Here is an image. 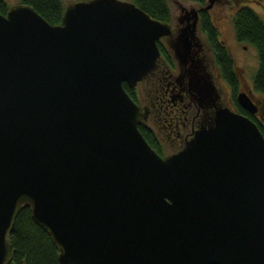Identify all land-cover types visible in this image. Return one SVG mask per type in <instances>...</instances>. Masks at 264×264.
<instances>
[{"label": "water", "instance_id": "obj_1", "mask_svg": "<svg viewBox=\"0 0 264 264\" xmlns=\"http://www.w3.org/2000/svg\"><path fill=\"white\" fill-rule=\"evenodd\" d=\"M191 24L169 44L180 61ZM166 23L124 0L66 4L49 25L30 6L0 14V264L22 207L56 264H264V139L221 109L161 159L123 85L154 66ZM188 33V36L184 35ZM208 81L195 92L212 93ZM238 104L252 112L249 99Z\"/></svg>", "mask_w": 264, "mask_h": 264}, {"label": "flooded vegetation", "instance_id": "obj_2", "mask_svg": "<svg viewBox=\"0 0 264 264\" xmlns=\"http://www.w3.org/2000/svg\"><path fill=\"white\" fill-rule=\"evenodd\" d=\"M175 5L179 14H170L164 22L170 32L156 42L158 57L153 68L133 86L124 84V91L142 114L137 124L138 132L150 149L164 159L182 150L195 132L208 128L217 111L225 109L247 118L264 139V97L253 90L252 82L247 84L241 80L231 57L235 80L223 77L206 38L199 31L200 12H197L195 37L188 39L187 55L180 61L174 58L169 44L191 24L189 11L201 6L198 3L180 6L178 2ZM239 46L246 48L243 44ZM200 81L209 82L211 94L202 97L195 92ZM238 93L249 99L252 112L238 104Z\"/></svg>", "mask_w": 264, "mask_h": 264}, {"label": "trees", "instance_id": "obj_3", "mask_svg": "<svg viewBox=\"0 0 264 264\" xmlns=\"http://www.w3.org/2000/svg\"><path fill=\"white\" fill-rule=\"evenodd\" d=\"M152 19L166 22L169 10L164 0H127ZM202 4L203 0H192ZM30 6L49 25L60 22L64 6L61 0H16ZM9 6L0 0V14L4 15ZM234 38L238 43L255 49L257 69L252 76V87L264 97V23L248 7H239L232 19ZM199 31L208 42L215 63L226 79L235 80L231 59L226 48L218 39L216 29L206 12L199 13ZM124 88V85H123ZM125 90V89H124ZM12 257L9 264H56V251L46 234L30 219L29 209L22 207L17 213L8 236Z\"/></svg>", "mask_w": 264, "mask_h": 264}, {"label": "rangeland", "instance_id": "obj_4", "mask_svg": "<svg viewBox=\"0 0 264 264\" xmlns=\"http://www.w3.org/2000/svg\"><path fill=\"white\" fill-rule=\"evenodd\" d=\"M7 6L16 4V0H2ZM79 0H61L65 6L71 2ZM127 1V0H124ZM167 4L169 15L176 16L179 14V9L175 2L180 3V6H188L191 3H196L192 0H164ZM206 0H203L204 5ZM246 6L250 8L264 23V0H217L213 2L211 8L207 10V16L211 24L216 29L218 39L226 48L229 57L233 60L234 69L244 83L249 84L252 81V76L257 69V58L255 49L245 45V49H241L235 38L232 19L239 7Z\"/></svg>", "mask_w": 264, "mask_h": 264}]
</instances>
